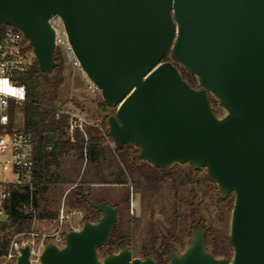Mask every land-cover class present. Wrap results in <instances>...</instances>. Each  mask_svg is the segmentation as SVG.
Listing matches in <instances>:
<instances>
[{
    "label": "water",
    "instance_id": "1",
    "mask_svg": "<svg viewBox=\"0 0 264 264\" xmlns=\"http://www.w3.org/2000/svg\"><path fill=\"white\" fill-rule=\"evenodd\" d=\"M54 16L81 74L114 110L112 144L136 147L159 169L203 170L221 198L233 195L231 257H215L196 229L169 264H264V0H0V28L23 35L44 74L56 66ZM167 54L172 62H163ZM88 204L99 219L66 232L61 246L45 244L38 264H155L127 248L100 257L118 211ZM13 264H33L28 245Z\"/></svg>",
    "mask_w": 264,
    "mask_h": 264
},
{
    "label": "trees",
    "instance_id": "2",
    "mask_svg": "<svg viewBox=\"0 0 264 264\" xmlns=\"http://www.w3.org/2000/svg\"><path fill=\"white\" fill-rule=\"evenodd\" d=\"M8 29V26H2L0 37ZM53 59L56 66L51 73L39 72L34 61L18 77L19 83L26 89V101L11 119L21 131L31 136L35 185L32 190H11L6 202L9 218L7 222L0 223V257L6 255L14 236L31 230L34 220L57 219V190L66 187L68 192L64 201L67 211L84 210L83 222H96L101 216L89 206L88 200L106 203L117 209L116 223L107 242L98 250L102 257L127 248L138 258H153L156 264H168L167 252L184 250L194 228H197L204 232L205 247L209 252L217 258H230L228 213L232 209L233 195L221 198L217 186L206 176H200L203 170H195L185 164L159 169L140 160L134 146L111 148L107 120L114 110L101 100L95 103V115L101 119L100 129L87 126L86 139L76 131L71 141L68 118L56 115L57 109L63 105L59 91L65 82L64 63L58 50L54 52ZM163 62H172L170 54L163 58ZM178 70L189 86L197 88L198 82L193 76L182 68L178 67ZM210 105L218 116L221 108L217 101L210 98ZM128 184L136 191L137 188L143 189L141 199L147 200L146 206L165 187L170 193V197L161 200L165 206L161 211L163 225L159 227L155 222H148L146 238L138 243L134 242L131 233L138 227L140 219L128 214V188L115 197L101 195L94 190L95 186L123 187ZM205 201L212 202L211 209L204 204ZM153 217L154 211H151L150 218Z\"/></svg>",
    "mask_w": 264,
    "mask_h": 264
},
{
    "label": "built area",
    "instance_id": "3",
    "mask_svg": "<svg viewBox=\"0 0 264 264\" xmlns=\"http://www.w3.org/2000/svg\"><path fill=\"white\" fill-rule=\"evenodd\" d=\"M55 32L54 48L58 50L66 62L73 68L79 70L72 50L67 42L64 27L59 17L54 16L49 21ZM35 61L29 43L23 35L9 27L2 37H0V78H7L15 88L24 87L19 83V75L24 74ZM87 93L93 99L100 98V92L87 79L84 80ZM0 100H6L7 104H0V175L4 178L0 180V218L8 215L6 202L10 197L13 188H28L32 190L35 182L33 171L35 160L33 155V142L31 136L21 131L15 120L11 116L17 115L21 106L26 101V89L24 99L18 100L11 96H0ZM57 117L68 118V134L71 141L73 134L79 131L86 139L85 127L90 126L100 129L98 117L95 115L92 121L87 122L85 113L78 107L72 99L67 100L56 112ZM110 147L114 145L111 143ZM74 216H81L77 211H66L62 206L58 212L59 228L50 235L27 232L13 237L6 255L3 257V264H13L20 250L28 245L30 247V261L38 264L39 256L43 247L48 241L57 245L63 243V234L60 227L71 223ZM81 220V218H80ZM1 223V222H0ZM70 230H75L70 227Z\"/></svg>",
    "mask_w": 264,
    "mask_h": 264
},
{
    "label": "rangeland",
    "instance_id": "4",
    "mask_svg": "<svg viewBox=\"0 0 264 264\" xmlns=\"http://www.w3.org/2000/svg\"><path fill=\"white\" fill-rule=\"evenodd\" d=\"M63 63H64V74H65V82L64 85L61 87L59 91V99L60 102L64 105V103L72 99L74 103L80 107L81 110L85 113L87 122L92 121L95 117V103L101 100L99 99H93L89 96V94L86 91L84 80L86 79L83 74H81L80 70L73 68L69 62H66L65 58L62 57ZM223 111H219L218 117L223 116ZM97 116V115H96ZM98 117V116H97ZM100 117H98V124L100 125ZM186 168V167H185ZM201 177L205 176V172H203ZM4 178L3 175H0V180ZM128 188L129 195H130V207H129V216L135 217L140 219V223L137 228L133 229L131 233V237L134 240V242H141L146 238V228L148 226V222H155L158 224L157 226L163 225V215H161V211H163L164 204L161 203V200L163 198L170 197V193L167 191V187H165L156 197L153 199L154 201L148 202L149 206L146 203V199L144 198V201H142L141 197L144 195L142 188H137V191L135 188L131 189L130 184L120 187V186H112V187H94L95 192L103 194L112 195V197H115L118 195V193H123ZM68 192V189L66 187H59L56 194V201L58 203L57 210L59 212V209L63 206L64 209L67 211L66 203L64 201L65 194ZM219 192V191H218ZM215 194V193H214ZM146 197V196H144ZM210 203V204H209ZM211 201H205L204 204L207 206H210L211 209ZM154 205V206H153ZM71 211H77L80 212L81 216H74L71 220L70 225L64 224L62 227H60V233L62 232L63 236L66 232L71 231L70 227H73L75 230H79L82 223L83 218L86 214L84 210H71ZM151 211H154V217L150 218ZM57 212V214H58ZM204 214L202 213V216ZM81 218V220H80ZM229 221H230V211L228 213V228H229ZM59 228L58 225V219L53 220H34L31 226V230L29 232H34L36 234H45L50 235L57 231ZM159 229V228H158ZM160 233L162 230H159ZM64 238V237H63ZM13 239V238H12ZM48 241L47 243H49ZM63 244V243H62ZM60 244V246L62 245ZM134 256V255H133ZM102 257V256H100ZM136 257V256H134ZM4 260L2 257H0V264H3Z\"/></svg>",
    "mask_w": 264,
    "mask_h": 264
},
{
    "label": "clouds",
    "instance_id": "5",
    "mask_svg": "<svg viewBox=\"0 0 264 264\" xmlns=\"http://www.w3.org/2000/svg\"><path fill=\"white\" fill-rule=\"evenodd\" d=\"M25 94V89L23 87L15 88L10 84L7 78H0V96H11L18 100H23ZM0 104H7L6 100H0Z\"/></svg>",
    "mask_w": 264,
    "mask_h": 264
},
{
    "label": "flooded vegetation",
    "instance_id": "6",
    "mask_svg": "<svg viewBox=\"0 0 264 264\" xmlns=\"http://www.w3.org/2000/svg\"><path fill=\"white\" fill-rule=\"evenodd\" d=\"M197 228H194V230H193V232L196 230ZM193 232H192V235H193ZM191 238H192V236H191ZM191 238H190V241H191ZM190 241H189V244H190ZM188 244V245H189ZM186 248V247H185ZM181 252H183V250L182 251H180V252H174V253H176V254H180ZM169 253H171V252H167V254H166V257H167V260H168V264H169V259H168V255H169ZM153 259V258H152ZM154 260V259H153ZM156 264V263H155Z\"/></svg>",
    "mask_w": 264,
    "mask_h": 264
}]
</instances>
